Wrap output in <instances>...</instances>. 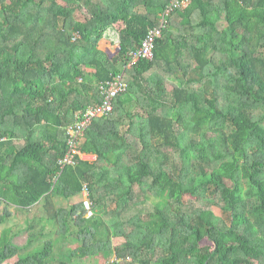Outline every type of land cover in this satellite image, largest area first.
<instances>
[{
	"label": "trees",
	"instance_id": "trees-1",
	"mask_svg": "<svg viewBox=\"0 0 264 264\" xmlns=\"http://www.w3.org/2000/svg\"><path fill=\"white\" fill-rule=\"evenodd\" d=\"M169 1L0 0V264H264V0H189L130 64ZM117 75L79 142L96 158L60 172L68 126ZM84 185L89 216L53 202ZM39 203L22 246L6 205Z\"/></svg>",
	"mask_w": 264,
	"mask_h": 264
},
{
	"label": "built area",
	"instance_id": "built-area-1",
	"mask_svg": "<svg viewBox=\"0 0 264 264\" xmlns=\"http://www.w3.org/2000/svg\"><path fill=\"white\" fill-rule=\"evenodd\" d=\"M188 2L189 0L169 1L168 5L159 16L158 25L149 30L140 47L130 52L132 58L130 64H134L141 57L153 58V49L156 39L160 37L163 30L167 28L169 24V17L176 8L184 7L188 4ZM126 89L127 83L121 75H117L112 80L101 84V93L103 96L102 102L89 106L83 113L78 114L76 122L69 125L67 128L68 150L59 160L60 172L68 165H75L78 162L77 156L83 160H93L96 158L95 155L86 154L80 150V138L95 117L107 114L113 110L114 98L121 92L126 91ZM84 190L88 193L89 198L90 190L87 185L84 186ZM89 202L91 205L90 199Z\"/></svg>",
	"mask_w": 264,
	"mask_h": 264
},
{
	"label": "rangeland",
	"instance_id": "rangeland-1",
	"mask_svg": "<svg viewBox=\"0 0 264 264\" xmlns=\"http://www.w3.org/2000/svg\"><path fill=\"white\" fill-rule=\"evenodd\" d=\"M78 16H80V13H78ZM102 46L103 47H105V48H107V49H109V52L112 54V55H115L117 52H116V50L114 49L115 47H119V44L118 43H116L115 45H114V48L111 46V45H108L107 43H105V42H103L102 43ZM168 87H169V89H172V87H173V84H170L169 83V85H168ZM82 140H83V138L81 137L80 138V141L82 142ZM81 144V143H80ZM85 186V185H84ZM84 186H83V188H82V192L79 194V195H77V196H74V197H71V198H68V199H66V198H64V197H62V196H58L57 197V204L58 205H60V208L61 207H63V208H66V209H70L71 207H72V205H74V204H77L78 206H83V208L82 209H84L83 210V212L86 214V216H89L90 214H91V212H90V202H89V198H88V193L84 190ZM52 199H54V198H52ZM186 200H187V197L185 198ZM55 200V199H54ZM73 200V201H72ZM73 202H75V203H73ZM43 203V205H44V201L42 202ZM163 206H164V204H162ZM2 208H4L5 206L4 205H2L1 206ZM82 209H81V211H82ZM86 209V210H85ZM213 209H214V211H215V213L217 214V215H219V216H223L224 214H223V212H222V210H221V208L219 207V206H213ZM13 211V210H12ZM14 212V211H13ZM225 216V215H224ZM45 218H46V216H45ZM43 219L42 220V224L41 225H44L47 221H46V219ZM38 221V220H37ZM48 223H51V225L50 226H48L49 228H51L52 227V230H53V226H54V221H52V222H48ZM11 223H9V225H10ZM37 231H38V229H36ZM15 232L16 233H14V235H18L17 236V240L18 241H22L23 240V238L25 237V235H28V231L25 229V230H23V229H17V230H15ZM31 232H35V231H33V230H31ZM45 237H47V236H45ZM49 237H48V240H45V238H44V240L43 241H45V243L46 242H48L49 241ZM103 239H105V237L103 238ZM115 240V242L119 239V238H114ZM54 242L55 243H57V246L59 245V243L61 242V239H59L58 238V240H57V238H54ZM124 240V238H120V242H122ZM104 241V240H103ZM125 241V240H124ZM208 240L207 239H205L204 240V242L203 243H206ZM80 244V242L78 243L77 241H75L73 238L72 239H70V240H67L66 242L64 241L62 244H61V247H60V251H61V248H63V249H66V252H67V254H66V256H65V258H67L68 256H69V253H70V251L72 250V248L73 249H75V248H78V245ZM60 246V245H59ZM81 246V245H80ZM60 251H58V254H59V252ZM57 253V252H56ZM63 254H65V253H63ZM105 254H106V252L104 251V250H101L100 252H98L97 254H94V256H92V258H94L97 262H95V263H92V261H90V258H81L80 256H77V257H74V259H73V262H74V264H107L110 260H105L106 258V256H105ZM59 258H61L60 256H58V259ZM92 258H91V260H92ZM14 260H16V258H13V259H10L8 262H13ZM129 263H132V258H130V259H128L127 260ZM5 264V263H4Z\"/></svg>",
	"mask_w": 264,
	"mask_h": 264
},
{
	"label": "crops",
	"instance_id": "crops-1",
	"mask_svg": "<svg viewBox=\"0 0 264 264\" xmlns=\"http://www.w3.org/2000/svg\"><path fill=\"white\" fill-rule=\"evenodd\" d=\"M17 143H19V142H17ZM55 199V200H54ZM54 199H53V202L56 204V201H57V196H54ZM73 201V200H72ZM73 203H75V202H73ZM5 206V205H4ZM8 208V210L10 211V212H12L13 213V216H12V218L10 219L11 221H10V225L9 226H11V227H13V229L14 230H17V229H23V230H25V228H27V226H28V224L30 223V221H31V219L33 218V212H37L38 214H40L38 217L40 218L41 217V219L42 218H44V208H43V206L41 205V203H39V204H37V205H35V206H33V207H31V208H29L28 210H26V209H24V208H22V209H19L18 207H16L15 205H12V204H9V205H6ZM57 206L58 207H60V205H58L57 204ZM14 212H13V211ZM20 213V216L18 215ZM30 220H29V219ZM40 219V220H41ZM29 220V221H28ZM39 220V219H38ZM37 222V226H36V228L37 229H41L42 228V226L43 225H41L42 224V222L41 221H36ZM54 238H56V236H55V232H54ZM58 236H57V240H58ZM114 238H119L116 242L114 241L115 239ZM113 238V244L114 245H119V244H122V243H124L125 241V239L122 241V242H120L119 240H120V238H123V237H114ZM16 241L15 242H17L18 244H21L22 246H25L26 244H27V241H28V235H25V237L23 238V240L20 242V241H18L17 240V237H16V239H15ZM55 246H57V243H56V245ZM56 252H57V248H54V254H56ZM13 258H16V260L18 259L17 258V256H15V257H13ZM12 258V259H13ZM16 260H14L13 262H11V263H14ZM9 261V260H8Z\"/></svg>",
	"mask_w": 264,
	"mask_h": 264
}]
</instances>
